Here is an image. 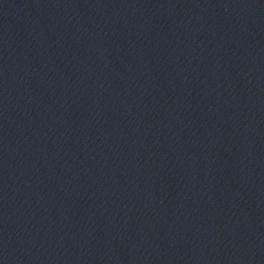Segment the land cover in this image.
I'll list each match as a JSON object with an SVG mask.
<instances>
[{
	"label": "water",
	"instance_id": "water-1",
	"mask_svg": "<svg viewBox=\"0 0 264 264\" xmlns=\"http://www.w3.org/2000/svg\"><path fill=\"white\" fill-rule=\"evenodd\" d=\"M0 264H264V0H0Z\"/></svg>",
	"mask_w": 264,
	"mask_h": 264
}]
</instances>
